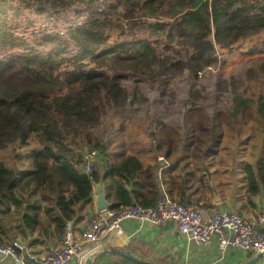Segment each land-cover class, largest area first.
<instances>
[{"label": "trees", "instance_id": "1", "mask_svg": "<svg viewBox=\"0 0 264 264\" xmlns=\"http://www.w3.org/2000/svg\"><path fill=\"white\" fill-rule=\"evenodd\" d=\"M118 1L128 12L144 13L139 23L154 19L149 23L153 30L168 29L170 22L158 21L164 0ZM178 1L180 9L170 15L174 22L168 36L172 37L174 27L188 33L191 44L183 53L175 52L184 54L185 59L160 57L151 44L135 48L132 42L122 40L105 45L108 35L92 20L70 33L69 39L79 52L71 57L60 58L59 52L67 47L62 42L46 56L29 52L0 57V150L13 145L19 152L13 161L18 167L0 159V243L19 227L38 232L42 238L62 240L78 206L90 203L93 184L105 185L106 198L115 211L136 205L154 207L162 198L158 193L141 194L142 187L135 181L141 164L135 157L110 164L107 144L93 136L109 110L123 109L127 104L116 73L132 71L161 78L188 70L197 76L217 63V48L229 49L239 40L264 34V0L255 5L247 0ZM106 25L104 21L101 27ZM60 36L47 35L46 39L60 41ZM1 38L4 47L7 38L14 39L11 33ZM58 59L71 61L73 68L60 71ZM258 115L263 121L256 118ZM253 117L254 124L261 126L255 130L262 137L256 169L250 163L244 166L251 194L259 192V185L264 191V111L258 108ZM32 139H37L38 145L25 152ZM83 142L87 149L101 153L98 166L89 175L80 168L82 152L76 155L73 150ZM157 149L161 150L160 144ZM163 155L168 156L169 149ZM167 196L175 201L170 191Z\"/></svg>", "mask_w": 264, "mask_h": 264}, {"label": "rangeland", "instance_id": "2", "mask_svg": "<svg viewBox=\"0 0 264 264\" xmlns=\"http://www.w3.org/2000/svg\"><path fill=\"white\" fill-rule=\"evenodd\" d=\"M247 1L255 5L262 0ZM177 2L180 1H163L165 5L160 9L158 21L170 24L161 32L149 26L154 19L139 23L144 13L128 12L118 0H0V40L10 33L14 37L6 39L5 47L0 41V57L29 52L46 56L54 52L58 42L67 43L65 51L59 52L60 58L71 57L79 52L69 39L70 33L92 20V24L108 35L105 45L122 40L132 42L135 48L151 44L160 57L185 59L184 54L175 52L183 53L184 47L191 44L188 33L174 27L172 37L168 36L174 22L170 15L180 9ZM104 21L107 25L101 27ZM54 34L62 35V39L54 42L46 39ZM217 53V63L197 76L188 70L161 78L132 71L116 73L126 91L127 104L123 109L109 110L93 130L94 138H101L107 144L106 153L110 152L112 161L116 160L113 154L122 149L125 152H132L133 147L154 150L162 137H168L176 145V151L187 139L197 140L198 144L192 147V151H197L202 149V141L220 134L224 135L225 144L248 138L249 152L254 150L258 143L255 128L261 126L253 120L263 121V118L253 116L258 108L264 111V34L239 40L229 49L217 48ZM57 63L60 71L74 66L71 61L58 59ZM37 145V139H32L25 152ZM87 148L84 142L73 146L76 155L83 154ZM17 153L11 145L0 150V159L8 166L18 167L13 162Z\"/></svg>", "mask_w": 264, "mask_h": 264}, {"label": "crops", "instance_id": "3", "mask_svg": "<svg viewBox=\"0 0 264 264\" xmlns=\"http://www.w3.org/2000/svg\"><path fill=\"white\" fill-rule=\"evenodd\" d=\"M261 137L258 134V143L252 152H249L250 143H246L251 141L248 138L225 144L223 134L212 135L208 141H202V149L197 151H192L197 140L187 139L176 151V145L168 137H162L155 143L154 150L133 147L132 152H125L122 149L113 154L115 161L109 152V163L117 164L123 157H135L141 164L135 181L142 187L143 196L157 193L163 196L170 191L176 202L198 209L203 224L218 211L234 212L253 222L264 211V191L259 185V192L248 193L244 166L250 163L256 169ZM158 144L161 150L157 149ZM168 149L169 155L165 157L163 154ZM99 186L106 194L103 183L93 184L90 203L80 204L76 217L69 222L78 242L79 233L88 228L90 219L97 212L94 194ZM120 228V233L106 234L94 243L83 244L86 255L117 250L154 264H247L255 257L232 247L221 251L216 234H210L206 246H197L178 231L172 220L155 226L146 221L127 219L121 222ZM12 240L25 244L28 256L33 259L25 264H34L40 257L60 248L62 241L56 237L42 238L38 232L30 233L21 227L11 230L3 239L4 242ZM0 264L17 263L9 257H0ZM95 264L132 263L117 255L106 254ZM254 264H264V256Z\"/></svg>", "mask_w": 264, "mask_h": 264}, {"label": "built area", "instance_id": "4", "mask_svg": "<svg viewBox=\"0 0 264 264\" xmlns=\"http://www.w3.org/2000/svg\"><path fill=\"white\" fill-rule=\"evenodd\" d=\"M100 158L101 153L97 149L86 150L81 156V170L89 175ZM127 219L146 221L155 226L172 220L176 222L178 231L197 246H206L210 234H216L221 251L232 247L254 256L264 253V211L253 222L234 212L218 211L207 224H203L198 209L180 204L163 194L154 207L136 205L119 211H97L90 219L88 228L79 233V242L69 227L61 247L40 257L34 264H81L87 257L83 244L94 243L106 234L120 233V224ZM24 250L27 251L26 246L19 240L0 243V257H9L17 264H25L21 254Z\"/></svg>", "mask_w": 264, "mask_h": 264}, {"label": "water", "instance_id": "5", "mask_svg": "<svg viewBox=\"0 0 264 264\" xmlns=\"http://www.w3.org/2000/svg\"><path fill=\"white\" fill-rule=\"evenodd\" d=\"M94 196H95V206H96V210L98 212L105 211V210H109V209L112 208L113 204L110 203L107 200L105 191H104V189H103L102 186H99V187L95 188V194H94ZM70 226H71V224L70 223H67V228H69ZM106 254L117 255V256H119V257H121V258L129 261L132 264H154V263H151V262L144 261L143 259H139L137 257H134V256L130 255V253H127V252H124V251H117V250L101 251L99 253L90 254L89 256H87L85 258L84 264H95L96 261L100 257H102V256H104ZM22 255H23V258H22V262L23 263H28V262H31L33 260V259H31L28 256L26 250L22 251ZM263 256H264V253L263 254L256 255L247 264H254L260 258H262Z\"/></svg>", "mask_w": 264, "mask_h": 264}]
</instances>
